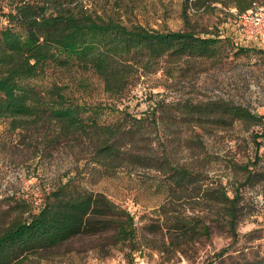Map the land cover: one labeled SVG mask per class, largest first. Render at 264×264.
<instances>
[{"label": "trees", "instance_id": "obj_1", "mask_svg": "<svg viewBox=\"0 0 264 264\" xmlns=\"http://www.w3.org/2000/svg\"><path fill=\"white\" fill-rule=\"evenodd\" d=\"M10 1L9 10L0 15V119L8 120L12 131L35 132L43 148L65 145L88 153L94 170L105 176L121 169L153 171L154 196L161 201L140 234L129 212L105 195L70 181L46 193L35 209L19 198L0 211V264H32L81 236L107 237L110 247L127 250V258L144 250L184 251L208 241L212 228L226 233L234 244L237 227L246 217L238 191L230 195L225 186L204 174L173 165L157 152L150 130L157 131L155 114L160 106L167 125L178 120L192 128L223 129L235 123L264 126V113L221 100L162 103L139 118L124 115L107 123L101 120L100 107L74 101L60 86L40 89L30 83L44 77L50 67L76 68L93 73L104 94L122 97L139 74L155 72L164 58H218L220 35L127 27L112 16L103 18L83 10L79 0ZM241 2L231 0L239 15L252 8V1ZM212 3L221 0H198L194 6ZM245 51L239 47L235 54ZM262 135L253 136L255 165L260 159L257 139ZM240 170L247 183L263 181L254 169L241 166ZM203 264H264V256H234L225 248Z\"/></svg>", "mask_w": 264, "mask_h": 264}, {"label": "rangeland", "instance_id": "obj_2", "mask_svg": "<svg viewBox=\"0 0 264 264\" xmlns=\"http://www.w3.org/2000/svg\"><path fill=\"white\" fill-rule=\"evenodd\" d=\"M198 0H79V6L101 17L112 16L123 25H139L158 31L212 32L222 38L221 55L214 60L164 58L153 73L139 74L122 97L103 93L99 79L80 69L50 67L41 79L30 83L40 89L60 86L73 100L100 107L101 120L113 123L127 115L139 118L162 103L183 104L226 101L252 113H264V42L246 36L243 30L255 28L241 19L231 0L210 6ZM211 1V0H210ZM252 1L263 7L264 0ZM10 0H0V15L10 8ZM247 51L235 54L237 48ZM162 106L157 108V127L150 130V141L160 155L173 165L200 172L231 192L238 191L246 217L237 227L234 244L221 230L212 228L203 240L184 251L158 253L144 250L127 258V250L109 246L107 237L81 236L34 260L32 264H203L214 253L227 248L229 254L252 258L264 256V126L247 127L235 123L229 128H192L176 121L167 125ZM175 115H179L173 112ZM178 116H176V119ZM163 121L158 123L159 121ZM168 126V127H167ZM260 143L255 165L254 135ZM241 166L261 173L263 181L245 182ZM89 154L61 145L43 148L35 132L12 131L8 120L0 119V211L17 199H26L33 209L45 194L66 181L78 188L101 193L133 216L140 234L161 201L154 196L156 174L144 169H121L112 176L94 170ZM39 261V262H38Z\"/></svg>", "mask_w": 264, "mask_h": 264}, {"label": "built area", "instance_id": "obj_3", "mask_svg": "<svg viewBox=\"0 0 264 264\" xmlns=\"http://www.w3.org/2000/svg\"><path fill=\"white\" fill-rule=\"evenodd\" d=\"M241 19L249 21L255 28L243 30L246 36L253 40L264 42V8L252 7L240 16Z\"/></svg>", "mask_w": 264, "mask_h": 264}]
</instances>
